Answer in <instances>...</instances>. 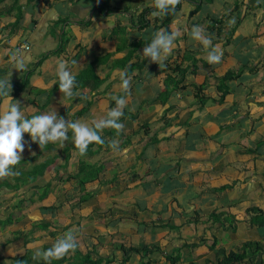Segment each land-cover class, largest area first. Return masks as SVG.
<instances>
[{
  "label": "crops",
  "instance_id": "0c3cea01",
  "mask_svg": "<svg viewBox=\"0 0 264 264\" xmlns=\"http://www.w3.org/2000/svg\"><path fill=\"white\" fill-rule=\"evenodd\" d=\"M175 4L165 25L154 0H0V77L10 82L0 108L10 94L29 117L54 107L91 126L126 100L123 129L105 127L85 158L71 135L43 152L23 134L21 160L33 159L0 177V264H89L88 255L94 264H218L248 242L262 245L264 264V227L247 214L264 212V0ZM193 25L212 45L192 36ZM161 30L179 34L158 64L143 49ZM213 46L223 55L210 63ZM13 53L23 69L12 67ZM60 59L79 65L69 64L72 97L53 83ZM48 160L42 175L16 180ZM85 163L101 168L82 187ZM69 229L75 250L35 255ZM123 247L151 252L126 258Z\"/></svg>",
  "mask_w": 264,
  "mask_h": 264
},
{
  "label": "clouds",
  "instance_id": "9594fccd",
  "mask_svg": "<svg viewBox=\"0 0 264 264\" xmlns=\"http://www.w3.org/2000/svg\"><path fill=\"white\" fill-rule=\"evenodd\" d=\"M177 0H154V5L158 14H166L171 6ZM115 23L114 21H111ZM179 33L167 32L164 30L155 33L150 43L146 44L143 49V55L151 58L152 61L158 64L162 63L172 51V45L175 37ZM192 36L202 41L205 47L212 45L210 36L204 35L202 26L193 25ZM223 55L222 50L216 51L215 46L208 52V61L210 63L219 62ZM12 67L23 69L25 62L23 58H17L16 53L12 55ZM73 66H79L76 59L68 61L60 59L57 64V79L53 81L59 82L60 90L68 97L74 94V86L76 84L77 70ZM0 77V96H4L10 84L9 80ZM129 81L124 79L123 84L126 87ZM11 95L3 108H0V177L18 174L12 166L19 163L22 159L21 153L25 148L22 142L23 134L29 133L31 140L36 141L39 145H46L49 142L61 143L69 139V128L71 131V138L77 147L80 154H84L88 150V145L92 142L99 144L104 143V138L101 131L105 127H112L115 129H123L124 124L119 119L123 113V107L126 103L124 97L116 98V107L111 108L105 117L96 120L93 118V123L90 126L86 122L79 120L66 121L63 116H60L53 107L52 111H43L30 117L23 111L21 104L16 100L12 102ZM116 144L113 142V147ZM78 246V241L73 231L69 229L64 235L57 238L51 247L44 250H37L36 256H42L45 260L51 258H59L68 253L70 250H75ZM18 264H23L18 261Z\"/></svg>",
  "mask_w": 264,
  "mask_h": 264
},
{
  "label": "trees",
  "instance_id": "16d2710c",
  "mask_svg": "<svg viewBox=\"0 0 264 264\" xmlns=\"http://www.w3.org/2000/svg\"><path fill=\"white\" fill-rule=\"evenodd\" d=\"M176 8H177V4H175V6H173V7H171L170 10L166 13V17L168 16V18L165 22L166 23L165 25H167V21L169 20L170 16H172V14ZM214 23L215 22H212L211 29H215L216 25H214ZM217 29L220 31L219 27H217ZM232 78H234V75L232 72H230L224 78H222L220 80L221 84L218 86V90L222 93L221 100H223L224 97L228 93V88L226 86V82L231 80ZM90 145H93V143H90L88 146H90ZM77 151H78V149H77ZM85 154L90 155V154H92V152L87 150V152ZM29 160H31V158ZM29 160H26V159L21 160V161H19L18 164L13 165V168L17 169L18 167L21 166L20 164L23 165V163H25ZM50 162L46 161V162L40 164L36 169L32 170V173H30V175L28 174L27 181L28 182L32 181L34 178H36V176H40L44 172H46L47 168L50 166ZM80 167H81V169L79 171L80 173H78V176H81V178L79 179V182H80V185L82 187H84V185L87 182L92 181L98 177V174H95L93 172L88 173V171L90 169H87L86 168L87 166L85 164H82ZM20 174H21L22 178H16V180L23 184L24 182H26V179H25L26 175H24L23 172H21ZM71 178H74V177L72 176ZM20 186H21L20 184L15 185V187L17 189L20 188ZM247 214L250 215V218H251L252 222L254 223V225H259L261 227H264V212L262 210H260L259 208L249 209V210H247ZM212 218L215 220L216 215H213ZM122 249L126 253V258H128L133 253H141V251H142V250H138V249H134V248H126V247H123ZM144 249H146V250H144L146 253H144L142 251L144 256H146L148 253L151 252V250L148 248H144ZM262 253H263V247L259 242H248L242 247V250L240 252H236V253L231 252L230 254L225 255L224 258L220 262H218V264H241V263L256 264L257 258ZM170 259L173 263L177 262V260H178V258H170ZM84 262L89 263V264H94V262H91V256H89V255L85 257Z\"/></svg>",
  "mask_w": 264,
  "mask_h": 264
},
{
  "label": "rangeland",
  "instance_id": "374dc122",
  "mask_svg": "<svg viewBox=\"0 0 264 264\" xmlns=\"http://www.w3.org/2000/svg\"><path fill=\"white\" fill-rule=\"evenodd\" d=\"M68 135H71V133H69ZM37 144H36V146L38 147L39 146V143L38 142H36ZM33 145V149H35V145L34 144H32ZM42 151L44 152V151H46V146L45 145H42ZM95 150H97L98 151V149L97 148H94ZM94 149H93V146L92 145H90V146H88V150L89 151H91V152H94ZM31 153V152H30ZM30 153H28L27 155H29ZM43 155V153H41L40 154V156H42ZM77 155L78 156H80V157H82V158H85L87 155L84 153V154H80L79 152L77 153ZM51 158V156L49 157V158H47V159H50ZM32 159V158H31ZM31 160H29V161H27V162H30ZM49 161V160H48ZM50 161H53V160H50ZM49 161V162H50ZM24 164V163H23ZM55 164V162L53 163V165ZM20 165H22V164H20ZM85 165L87 166L86 168L87 169H90L89 171H88V173H91V172H97L100 168H101V165L100 166H98V164H86L85 163ZM19 168V167H18ZM37 168V167H36ZM35 168V169H36ZM24 173V175H27V174H29L30 175V173H32V171L31 170H28V172H23ZM80 173V172H79Z\"/></svg>",
  "mask_w": 264,
  "mask_h": 264
}]
</instances>
